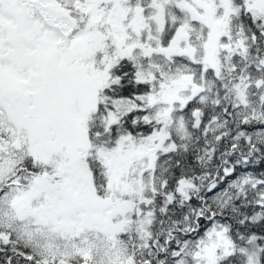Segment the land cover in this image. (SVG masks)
I'll list each match as a JSON object with an SVG mask.
<instances>
[{"label":"snow or ice","instance_id":"1","mask_svg":"<svg viewBox=\"0 0 264 264\" xmlns=\"http://www.w3.org/2000/svg\"><path fill=\"white\" fill-rule=\"evenodd\" d=\"M0 264H264V0H0Z\"/></svg>","mask_w":264,"mask_h":264}]
</instances>
